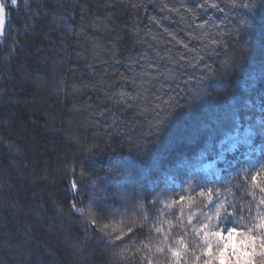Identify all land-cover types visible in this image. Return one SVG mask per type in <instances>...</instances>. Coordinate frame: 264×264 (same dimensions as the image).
Wrapping results in <instances>:
<instances>
[{"label": "trees", "instance_id": "trees-1", "mask_svg": "<svg viewBox=\"0 0 264 264\" xmlns=\"http://www.w3.org/2000/svg\"><path fill=\"white\" fill-rule=\"evenodd\" d=\"M3 2L0 264H194L211 201L264 220V0Z\"/></svg>", "mask_w": 264, "mask_h": 264}, {"label": "snow or ice", "instance_id": "snow-or-ice-1", "mask_svg": "<svg viewBox=\"0 0 264 264\" xmlns=\"http://www.w3.org/2000/svg\"><path fill=\"white\" fill-rule=\"evenodd\" d=\"M17 2L18 0H11V5L16 6ZM6 7L8 6L3 0H0V33L3 32L6 22ZM251 180L255 184L257 175H251ZM260 191L264 192V185L260 186ZM209 195H211V190H209ZM181 200H183V197H181ZM261 203H264V200H261ZM211 205L215 206L214 213L211 216L204 215L207 223L201 224L199 229L204 236L203 248L200 255L195 256L194 264H257V256L264 258V220H261L254 228H248L246 232L238 233L235 227H228L227 224H225L224 230L221 231L218 230L219 225L224 224L225 221H231L233 214L224 209L223 202L217 203L213 200L206 207ZM188 223H192L191 216ZM255 229L262 231L257 233ZM157 231H160V229H157ZM224 232H226V235ZM236 235L241 237L239 243H233V237ZM213 245H215V248ZM169 251L173 257L179 258V251L173 249H169ZM259 264H264V259H261Z\"/></svg>", "mask_w": 264, "mask_h": 264}, {"label": "rangeland", "instance_id": "rangeland-1", "mask_svg": "<svg viewBox=\"0 0 264 264\" xmlns=\"http://www.w3.org/2000/svg\"><path fill=\"white\" fill-rule=\"evenodd\" d=\"M4 29H5V25H4V28H3V32H2V33H0V37H2V36H3V34H4Z\"/></svg>", "mask_w": 264, "mask_h": 264}]
</instances>
